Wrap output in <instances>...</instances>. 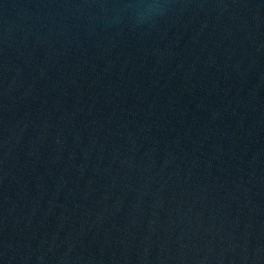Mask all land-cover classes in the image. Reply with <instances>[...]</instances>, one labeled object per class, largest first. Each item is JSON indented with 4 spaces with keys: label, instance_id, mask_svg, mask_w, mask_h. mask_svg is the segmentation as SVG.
Wrapping results in <instances>:
<instances>
[{
    "label": "water",
    "instance_id": "1",
    "mask_svg": "<svg viewBox=\"0 0 264 264\" xmlns=\"http://www.w3.org/2000/svg\"><path fill=\"white\" fill-rule=\"evenodd\" d=\"M0 264H264V0H0Z\"/></svg>",
    "mask_w": 264,
    "mask_h": 264
}]
</instances>
